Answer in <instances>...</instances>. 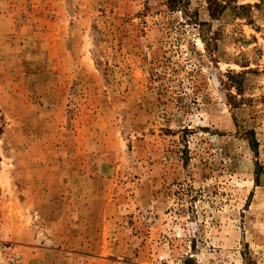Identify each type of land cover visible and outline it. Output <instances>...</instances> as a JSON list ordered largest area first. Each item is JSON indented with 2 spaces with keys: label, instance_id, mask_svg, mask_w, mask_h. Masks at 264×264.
Returning a JSON list of instances; mask_svg holds the SVG:
<instances>
[{
  "label": "rangeland",
  "instance_id": "rangeland-1",
  "mask_svg": "<svg viewBox=\"0 0 264 264\" xmlns=\"http://www.w3.org/2000/svg\"><path fill=\"white\" fill-rule=\"evenodd\" d=\"M238 5L0 0V262L264 264V0Z\"/></svg>",
  "mask_w": 264,
  "mask_h": 264
},
{
  "label": "trees",
  "instance_id": "trees-1",
  "mask_svg": "<svg viewBox=\"0 0 264 264\" xmlns=\"http://www.w3.org/2000/svg\"><path fill=\"white\" fill-rule=\"evenodd\" d=\"M189 0H168L172 8H183L187 5ZM207 9L210 16L215 18L218 17L224 10L232 8L233 10H239L244 8L243 5H238L242 0H205Z\"/></svg>",
  "mask_w": 264,
  "mask_h": 264
},
{
  "label": "built area",
  "instance_id": "built-area-1",
  "mask_svg": "<svg viewBox=\"0 0 264 264\" xmlns=\"http://www.w3.org/2000/svg\"><path fill=\"white\" fill-rule=\"evenodd\" d=\"M0 264H22L17 255L11 256L7 261H1Z\"/></svg>",
  "mask_w": 264,
  "mask_h": 264
},
{
  "label": "crops",
  "instance_id": "crops-1",
  "mask_svg": "<svg viewBox=\"0 0 264 264\" xmlns=\"http://www.w3.org/2000/svg\"><path fill=\"white\" fill-rule=\"evenodd\" d=\"M30 249L33 250V251L31 252V255H33V256H35V257H37V258H38V256H39V254L42 255L41 250H40L41 248L30 247ZM34 250H35V252H34ZM43 250H45V252H48L47 249H43ZM26 252H28V251H26ZM38 262H39V261H37V263H38Z\"/></svg>",
  "mask_w": 264,
  "mask_h": 264
}]
</instances>
